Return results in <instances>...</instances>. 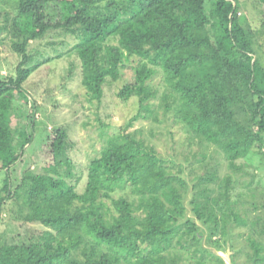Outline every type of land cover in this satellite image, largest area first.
Returning a JSON list of instances; mask_svg holds the SVG:
<instances>
[{
  "label": "trees",
  "instance_id": "16d2710c",
  "mask_svg": "<svg viewBox=\"0 0 264 264\" xmlns=\"http://www.w3.org/2000/svg\"><path fill=\"white\" fill-rule=\"evenodd\" d=\"M261 20L259 30L246 27L239 0H17L0 26L11 32L12 51L21 58L14 75L0 76V222L4 205L23 197L24 222L50 231L0 245V264H183L177 247L189 255L187 264H224L215 253L216 238L227 237L230 221L246 224L229 200L230 178L217 197L211 189L194 191L189 217L185 201L194 187L181 167L176 170L127 128L109 136L91 160L82 194L64 179L72 176V165L61 128L47 137L51 163L42 173L25 170L12 187L11 167L34 130L36 109L23 84L39 63L32 65L28 48L52 32L74 38L81 83L98 104L106 79L118 80L132 64L133 80L117 98H137L146 113L156 96L149 81L160 68L164 111L174 105L189 134L221 150L229 168L240 170L236 160L264 156V67L256 51L264 48ZM17 113L25 120L20 130L12 125ZM138 118L145 116L133 120ZM249 244L251 264L264 263V245L251 238Z\"/></svg>",
  "mask_w": 264,
  "mask_h": 264
},
{
  "label": "rangeland",
  "instance_id": "374dc122",
  "mask_svg": "<svg viewBox=\"0 0 264 264\" xmlns=\"http://www.w3.org/2000/svg\"><path fill=\"white\" fill-rule=\"evenodd\" d=\"M241 22L253 30H259L264 17V3L261 0H239ZM17 0H0V26L6 13L14 11ZM11 32H0V76L5 78L14 75L20 56L12 51ZM76 40L58 32L47 34L43 39L31 42L28 53L32 65L38 67L29 75L23 89L35 106L34 130L32 142L25 146L24 154L16 165L11 167V183H19L22 173L31 169L42 173L43 168L51 163L47 137L55 129L67 132L70 147L68 158L71 161L72 176L64 178L82 194L87 183L88 165L96 158L107 138L127 128L146 144L153 147L163 159L173 163L176 170L181 167L182 176L189 187H194L185 204L187 215L194 217L188 202L191 194L203 188L214 190L217 197L222 191L220 186L230 178L229 200L233 211L246 224L238 225L230 221L227 237H217L221 252L230 251L235 264H251L253 249L249 239L264 245V156L248 154L235 161L240 170L229 168L228 161L221 150L189 134L175 118L172 109L164 111L162 98L166 92L163 71L156 67V74L149 81V86L156 92L149 102L151 113L139 110L137 98L122 101L117 98L119 90L133 80L130 63L121 70V76L113 81L107 78L103 85V96L98 104L89 101L82 85L81 62L73 49ZM110 44H116L110 40ZM257 56L264 67V48H256ZM171 103V100L168 101ZM27 108L23 100L15 99V104ZM29 106V105H28ZM138 113L145 118L133 120ZM25 120L17 113L12 118L13 127L18 130ZM213 178L202 182L201 178ZM5 172H0V188ZM119 194H114L118 196ZM24 198L9 201L4 205L0 222V245L12 242H27L32 237L39 238L44 231H50L39 223H26L24 218L28 208ZM198 225L200 222L196 221ZM174 254L181 257L182 263L189 262V255L180 248ZM264 255V253H263ZM264 264V263H261Z\"/></svg>",
  "mask_w": 264,
  "mask_h": 264
},
{
  "label": "water",
  "instance_id": "95a60500",
  "mask_svg": "<svg viewBox=\"0 0 264 264\" xmlns=\"http://www.w3.org/2000/svg\"><path fill=\"white\" fill-rule=\"evenodd\" d=\"M215 253L222 258V260L224 261V264H232L229 250H227L225 253L221 251H215Z\"/></svg>",
  "mask_w": 264,
  "mask_h": 264
}]
</instances>
